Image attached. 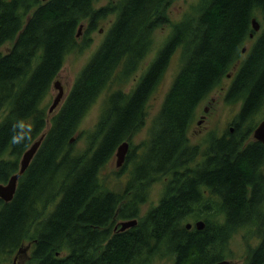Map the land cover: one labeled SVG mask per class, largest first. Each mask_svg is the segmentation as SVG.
<instances>
[{"label": "trees", "instance_id": "obj_1", "mask_svg": "<svg viewBox=\"0 0 264 264\" xmlns=\"http://www.w3.org/2000/svg\"><path fill=\"white\" fill-rule=\"evenodd\" d=\"M98 1L0 0V184L46 132L13 200L0 199V263L12 262L31 242L25 264H213L228 258L235 234L248 230L259 243L248 247L245 264H264V196L256 174L264 150L250 140L257 125L251 122L264 105V31L227 95L243 102L235 119L239 131L232 140L214 139L217 152H209L201 168L191 165L198 147L189 138L199 106L230 73L253 32L252 19L264 16V0H198L173 24L134 93L109 94L85 149L76 151L71 139L88 111L102 93L137 73L154 31L169 22L171 0H121L116 24L49 125L46 99L67 55L80 45L79 26L90 20L94 28L107 12L96 7ZM8 42L12 47L3 52ZM177 51L182 64L141 144L145 155L135 162L131 152L127 157L134 164L128 183L129 192L134 185V206L116 215L123 192L106 189L100 178L118 145L131 142L145 125L149 100ZM19 120L31 126L30 133L13 127ZM14 134L25 139L13 144ZM161 179L159 204L141 214L151 184ZM114 217L139 220L112 233ZM191 220H203L205 227L188 229Z\"/></svg>", "mask_w": 264, "mask_h": 264}, {"label": "rangeland", "instance_id": "obj_2", "mask_svg": "<svg viewBox=\"0 0 264 264\" xmlns=\"http://www.w3.org/2000/svg\"><path fill=\"white\" fill-rule=\"evenodd\" d=\"M113 1H118V0H113ZM110 4L111 3H109V0H100L97 2L96 7L97 8L106 7L107 5ZM197 4H198V0H171V2L168 4V9H167V14L171 21L162 26H159L154 31L152 48L146 55L144 62L140 65L137 73H135V75H133L129 79V81L126 82L125 84L110 87L106 92L102 93V95L98 98V100L95 102L92 108L88 111L86 117L84 118L80 126V129L78 130L76 135H74V138H76L75 140L76 142L74 144L76 151H81L85 149L87 143L86 136L90 132L94 131V129L96 128L100 120V117L103 113L105 99L109 96V94L118 90H123L124 92H128L131 89H133L136 84H138L143 74L148 70L149 66L152 64L148 62L155 55V53H157L163 47L167 38L170 36V33L173 28V24H176L179 21L183 20L187 14L193 11V7L196 6ZM257 17L258 20H260V22L263 24L262 27H264V16L259 14ZM109 20L110 17L99 20L96 27L89 31L87 24L84 23L85 25L84 28H82V33L78 37L80 45L74 52L67 55L64 66L56 80L60 82V85L63 86L67 94L73 88V85L77 77L79 76L83 68L86 66V64L89 62L93 53L101 46V44L105 40L107 36V31L110 29ZM88 41H90L88 45L81 46L87 43ZM11 47H12V43L8 42L1 48V50L3 52H7ZM181 64H182L181 54L180 51H177L172 56L164 76L162 77L161 81L159 82L157 88L155 89L149 100L148 116L145 125L130 142L131 143L130 152L132 153V159H134V162L140 155L141 156L143 155V157L145 155L144 149L141 148V144L149 139L152 122L155 119V117L158 115L161 106L163 104V101L165 99V96L169 91L181 67ZM231 81L232 79L226 76L222 80L220 85L210 93L211 97L212 96L216 97L218 101H220V102L217 101L218 104L214 108V112L211 115V122H210L211 127L208 123L209 128L215 130V133H221V131L224 129V124L227 120L231 118L236 119L242 107L241 105L242 103L234 102L228 104L223 99L224 93H221L222 88L229 86L231 84ZM57 93H58V89L52 86L51 92L48 98L46 99L47 113ZM207 103L208 102H205L204 105ZM62 105L63 104L60 105L58 110L61 109ZM263 118H264V105L259 111V113H257L254 116L251 123L253 125L256 124L258 125V123ZM200 119H201L200 116L196 115L190 127L189 138L191 144H195V143L206 144V141L200 138L199 135L196 133V131L200 128V125H198V120ZM48 124L50 125V121L48 122ZM243 127H247V125L244 124ZM116 162H117V156L115 152L113 158L108 163L107 167L103 170V174H105L104 176L106 177L105 184L108 187H111L113 189L116 188V190H118L124 186L123 180H125L128 176H130L134 164L132 161L129 162L126 161L124 166L117 167ZM122 169L123 172L120 173L119 171H121ZM164 188H165L164 179L155 181L151 184L149 188L148 200L145 203V205L142 206L141 214L146 212L151 207L159 204V201L164 193ZM196 221L198 220H191L190 222L194 223ZM257 243H259V238L256 236L255 233H251V231L248 230L239 231L237 234H235L232 237L230 241L229 250L227 254L228 258L234 260L236 264H244L248 252V247L249 246L254 247L257 245ZM9 263L11 262H7L6 264ZM156 264H171V263L163 260L157 262Z\"/></svg>", "mask_w": 264, "mask_h": 264}, {"label": "flooded vegetation", "instance_id": "obj_3", "mask_svg": "<svg viewBox=\"0 0 264 264\" xmlns=\"http://www.w3.org/2000/svg\"><path fill=\"white\" fill-rule=\"evenodd\" d=\"M44 1H46V0H44ZM120 1L121 0H118V1L109 0V3H111L110 5H107L106 7H101V8H107V12L105 13V16L102 17L99 20H102V19H105L107 17H110V20H109V24H110L109 28L110 29L113 28V26L116 24V22L118 20V14H119V11H120V8H119ZM98 9H100V8H98ZM167 19L169 20V22L171 21L169 19L168 15H167ZM99 20H97V22L95 23V27H96L97 23L99 22ZM259 22H260V20H259ZM84 23L87 24L88 31L95 28L94 27V28L89 29L90 20H86L85 22L82 23L83 28H84V25H85ZM260 25H261V29L259 31H257V32L253 31L252 33H250L249 38L245 40V42L243 43V45H242V47L240 49L239 56L236 59V61L234 62V65H233V67L231 69V72L227 74V77L232 79V81H231V84L229 86H226V87L222 88V92L221 93H224V98L223 99L228 104L234 103V102H231V101L227 100V95H228L230 89L232 88V86H233V84L235 82L237 73L240 70V68L242 67V65L245 62V60L247 59V57L249 56L252 48L254 47V45L256 44V42L258 40L260 34L264 31V27H262L263 24L261 22H260ZM110 29L107 31V36L109 34ZM107 36H106V38H107ZM106 38H105V40H106ZM105 40L103 41V43L105 42ZM89 42L90 41H88L87 43H85L83 45L84 46L88 45ZM99 48L93 53L92 57L99 50ZM130 53L132 55H134V50L132 52H130ZM157 53H155V55L151 58V60L148 63H152L154 61V59L157 56ZM143 62H144V60L141 62V64ZM65 92H66V90H65ZM69 93L67 94V92H66L67 95L65 96V98L68 97ZM125 93H127V94L128 93L129 94L130 93H134V88L131 89L128 92H125ZM217 101H218V99L216 97H213V96L211 97L209 95L204 100V103L205 102H208V103L205 104V105H204V103L202 105H200L198 110H197V112H196V115H199L200 118L203 119V123L200 125V128L196 131V133L199 135L200 138H202V139H204L206 141V144H204V143H195V144H193L194 146L198 147V156L196 157L195 161L191 163L192 166H196V167H200L201 168L203 166V164H204V161L210 158L207 155L209 152L211 153L210 156H215V153L217 152V150L213 149V146H212V142H213L214 139L217 138V139L232 140V136L235 135L240 129V127H238V125L235 123V119L234 118H231V119H229V120H227L225 122L224 129L221 131V133H215V130H213L212 128H209V125L211 127V123H210L211 122V115L213 114L214 108L217 106L218 102H220V101H218V102ZM237 102L243 103L242 100H239ZM208 123H209V125H208ZM250 140L259 142L261 144V146L263 147V150H264V144L262 142L258 141V140H255V138L253 136V133H252V137H250ZM130 147H131V144H130ZM130 151H129V153H130ZM261 156H262L261 160L256 162V174L259 175L258 179H259V183H260L259 190L257 189V192H258V194H263V196H264V151H263V154ZM19 166H20V161H19ZM119 172L120 173L123 172V169L121 171H119ZM100 179L106 180V177L105 176H101ZM130 180H132V178H131V176H128L125 180H123L124 186L122 188L118 189L119 192H123L124 198H123L122 202L120 204H118L117 208L116 207L114 208V212H115L116 215L118 213H120V209L121 208H122V211H124V213H126L130 208H132L134 206V203H133V199H134V185L131 187V192L128 191V188H129L128 183H129ZM105 188L108 189V190H113V188L108 187L107 185L105 186ZM115 190H116V188H115ZM205 192L208 193V190H205ZM254 192H255V184L248 188L249 196L254 194ZM129 199L131 200V202H129ZM147 200H148V198H147ZM145 203L143 205H145ZM111 205H113V204L111 203ZM148 211H149V209L146 212H144L143 215L146 214ZM115 217L113 219V222L110 223V226H109V229L112 231V233L121 232L120 228H121V222L122 221L134 219V217H133V218H129V219H118L117 220V219H115ZM191 223L193 224L191 228L195 227V222L194 223L191 222ZM225 259H230V258H225ZM230 260H232V259H230ZM232 261H234V260H232Z\"/></svg>", "mask_w": 264, "mask_h": 264}, {"label": "water", "instance_id": "obj_4", "mask_svg": "<svg viewBox=\"0 0 264 264\" xmlns=\"http://www.w3.org/2000/svg\"><path fill=\"white\" fill-rule=\"evenodd\" d=\"M83 25H80L78 28V34L79 37L82 33ZM252 28L254 32H257L261 29L260 22L257 18L252 19ZM58 78V77H57ZM57 80V79H56ZM54 81L53 86L58 89V93L53 99L49 111H48V120L51 116H53L55 113H57L60 105L63 103L66 92L63 88V86L60 85L59 81ZM50 121V120H49ZM48 121V122H49ZM203 123V119L198 120V125H201ZM46 136V132H44L38 140H36L22 155V158L20 160V166L16 173H14L9 180L6 183L0 184V199L5 201L6 203H9L13 200L20 177L26 172V170L29 168L33 158L35 157L36 153L38 152L44 138ZM253 136L255 140H258L264 144V118L259 122L257 127L255 128L253 132ZM75 138L71 139V142L74 141ZM130 151V142L124 141L120 145H118L116 149V156H117V167H122L125 165V162L127 160V156ZM138 224V219H131V220H125L121 222V231H125L129 228H132ZM192 223L189 222L187 224V228L190 229L192 227ZM195 226L201 230L205 227V222L203 220H198L195 222ZM32 243H24L20 249L17 251L16 255L13 258V261L9 264H25L26 260L29 258V252L31 250ZM213 264H236L234 261L230 259H222L219 260Z\"/></svg>", "mask_w": 264, "mask_h": 264}, {"label": "clouds", "instance_id": "obj_5", "mask_svg": "<svg viewBox=\"0 0 264 264\" xmlns=\"http://www.w3.org/2000/svg\"><path fill=\"white\" fill-rule=\"evenodd\" d=\"M14 128H19V129H27V131L30 133L31 132V126L27 125L23 120L16 121L13 125ZM25 139L23 134H14L11 137V142L13 144H20L23 142Z\"/></svg>", "mask_w": 264, "mask_h": 264}, {"label": "bare ground", "instance_id": "obj_6", "mask_svg": "<svg viewBox=\"0 0 264 264\" xmlns=\"http://www.w3.org/2000/svg\"><path fill=\"white\" fill-rule=\"evenodd\" d=\"M188 224V223H187Z\"/></svg>", "mask_w": 264, "mask_h": 264}]
</instances>
